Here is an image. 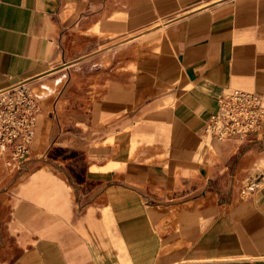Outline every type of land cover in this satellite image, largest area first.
Segmentation results:
<instances>
[{"label": "crops", "instance_id": "0c3cea01", "mask_svg": "<svg viewBox=\"0 0 264 264\" xmlns=\"http://www.w3.org/2000/svg\"><path fill=\"white\" fill-rule=\"evenodd\" d=\"M22 83L0 264H264V122L204 133L220 96L264 99V0H0V92Z\"/></svg>", "mask_w": 264, "mask_h": 264}, {"label": "built area", "instance_id": "2783aa9c", "mask_svg": "<svg viewBox=\"0 0 264 264\" xmlns=\"http://www.w3.org/2000/svg\"><path fill=\"white\" fill-rule=\"evenodd\" d=\"M35 95L23 83L0 92V156L8 168H20L32 144L39 114ZM264 122V99L256 93L231 90L220 96L204 126L207 137L217 141L256 134ZM259 182L243 185L240 195L247 197ZM264 262V256L261 257Z\"/></svg>", "mask_w": 264, "mask_h": 264}]
</instances>
